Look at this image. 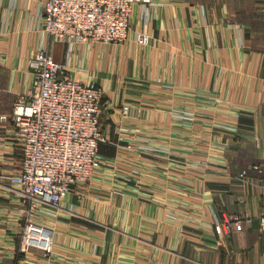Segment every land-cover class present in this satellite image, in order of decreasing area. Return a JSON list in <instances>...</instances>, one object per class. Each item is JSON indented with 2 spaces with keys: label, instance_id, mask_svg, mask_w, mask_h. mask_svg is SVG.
Masks as SVG:
<instances>
[{
  "label": "crops",
  "instance_id": "crops-1",
  "mask_svg": "<svg viewBox=\"0 0 264 264\" xmlns=\"http://www.w3.org/2000/svg\"><path fill=\"white\" fill-rule=\"evenodd\" d=\"M44 1L0 0L3 263L264 264V186L256 171L250 170L255 178L244 186L229 180L216 184L201 175V184H194L199 192H194L182 183H169L172 180H167L160 167L145 170L141 163V171L131 172L127 181L114 177V169L108 167L111 164L102 166L82 198L73 191L63 200L62 214L70 215H62L61 225H55L53 252L48 256L29 251L13 262L23 215L18 211L20 201L14 184L6 177L18 171L21 163L11 113L18 95L32 86L34 76L28 60L38 50L49 48L76 77L104 89L102 125L110 139L100 144V152L110 158L129 154L123 153V145H117L130 140V128L152 140L160 138L166 126L177 128L171 111L178 101L190 108L194 103L215 101V112L226 114L219 118L228 125H235L243 110L263 112L264 105V8L258 7V0H154L160 4L138 6L131 38L121 44L55 42L44 28ZM137 31L149 34L147 44L135 40ZM125 105L129 106L127 113L123 112ZM199 107L204 113L214 112L204 105ZM254 125L264 127V119L255 120ZM114 135L115 141L111 140ZM218 155L223 154L218 151ZM126 158L141 159L134 154ZM147 160L155 166L159 158L148 156ZM248 160L264 166V142ZM220 176H225L223 171ZM162 191L168 193L167 205H163ZM192 193L200 194L194 198L201 205L199 213L207 227H202L197 237L189 235L188 242L182 244L177 227L166 231L159 211L162 206L178 209L189 204ZM147 209L154 218L146 217ZM241 211H247L251 218L230 232L224 228L219 233L209 225L217 215L224 227L227 214ZM146 224L156 225H149L151 230Z\"/></svg>",
  "mask_w": 264,
  "mask_h": 264
},
{
  "label": "built area",
  "instance_id": "built-area-1",
  "mask_svg": "<svg viewBox=\"0 0 264 264\" xmlns=\"http://www.w3.org/2000/svg\"><path fill=\"white\" fill-rule=\"evenodd\" d=\"M138 2L151 0H45L44 28L54 41L122 40ZM28 65L32 86L18 95L11 113L21 154L11 182L32 208L58 207L72 185L91 177L99 165L103 96L93 83L73 76L49 48L38 50ZM51 237L43 225H32L23 242L50 251Z\"/></svg>",
  "mask_w": 264,
  "mask_h": 264
},
{
  "label": "rangeland",
  "instance_id": "rangeland-1",
  "mask_svg": "<svg viewBox=\"0 0 264 264\" xmlns=\"http://www.w3.org/2000/svg\"><path fill=\"white\" fill-rule=\"evenodd\" d=\"M258 2V7L264 8V0H258ZM152 3L160 4V2L154 0H151V2L147 4L143 2L136 3L133 6L130 17L131 23L127 36L122 40L110 43L121 44L128 41L131 38L132 21L138 6ZM201 5L202 7L206 8L205 4L200 3V6ZM149 39V34L144 31H137L135 33V40L140 44H147ZM61 63H63L67 70L72 74L68 64L64 62ZM72 75L75 76L74 74ZM76 78L80 79L78 77ZM93 84L101 90L103 96L101 113V130L103 138L100 140L98 145L100 162L93 175L88 179L74 183L68 194L74 191L79 198H82L84 189L86 190L90 183L94 181V178L100 171L99 169L102 166L110 164L111 165L108 167L114 169L112 170V173L114 172V177L126 181L130 179L131 172L137 173L138 171H141V166L139 163L142 164V167L145 170L152 169L153 167L155 169L160 167L162 170L161 173L165 175L167 180H169V178L172 180V182L169 183H173V185H179L182 183L189 186V188H191V190L194 192H199L197 189H194V184H201L202 181L198 180L200 179L199 177H201V175H203V178L206 175L210 181L212 180V182L216 184L222 183L221 180H229L239 181L240 184L244 186L248 183H251V181L253 182V178H255L249 174L250 170L256 171L257 180H259L260 185L264 186V166L261 164V162H253L251 164L248 163L250 162L248 159L250 157H255L256 152L260 150L261 144L264 142V127L261 125L259 128H255L254 125L255 120L260 121L264 119V105L262 108L263 112H259V110H257L260 108H257L256 112L243 110L242 112L238 113L240 117L238 116L239 119H235V125H228L219 118V115H222L223 113L217 112V114L215 112V101H209V104L204 102L203 104L194 103L192 108L185 107V105H182V103L178 101L177 105L171 111L172 119L175 121L177 128H174V126H166L165 128H162L161 137H155L154 140H152L149 135H144L142 132L138 133L136 128H130V133L132 134H130V140L126 143H118L117 145L118 147L123 145V153L129 154H120L118 156L114 155L110 158L100 152V144L103 141H108L110 139H107L108 136L104 132L102 125V115L105 111V105L103 101L105 92L101 86L95 83ZM199 105H204L210 109L209 111L214 112H209V114L207 112L204 113V111H200ZM128 111L129 106L125 105L123 107V112L127 113ZM228 119L232 120L233 118L232 116H229ZM120 131H122L121 128L118 129L119 134ZM171 132H173V134H170ZM217 136L220 138L217 139ZM111 137V140L115 141V135L114 137ZM142 138L143 141H140ZM218 142H221L220 144H222L220 147H218ZM218 151L223 155H218ZM130 154H134L137 159L141 157L139 160L140 162L126 158ZM148 156L159 158V160L155 162V166L150 163L151 160H147ZM123 170L127 172H122ZM222 171L225 176H220ZM123 173H127L128 175ZM11 176L12 174L6 175L10 182ZM173 176H175V178H172ZM138 183L143 182L139 181ZM161 183L164 182L161 181ZM197 188H199V186H197ZM191 195L193 197L191 198L192 201L189 202V204L180 205L178 209H171L168 206H162L161 210L159 211L161 219L165 221V226L167 225L166 231H173L174 228L177 227L176 230L179 233L178 241L182 244L184 242L185 244L188 242L187 239H189V235L197 237L201 233V228L207 227V225L204 224L205 221L201 218V213H199L201 210V205L196 202V198H194V195L200 196V194L192 193ZM17 197L20 201L18 211L23 215V218L22 229L20 230L18 246L16 248V256L13 262L17 263L19 259L23 258L22 255L29 251H42V253L49 256L53 252L54 248V235L57 229V226L55 225H61L59 224V221L62 215H70L69 213L62 214L61 205L64 199L58 207L37 204L34 206L35 208H32L29 199L23 195L21 196L19 193H17ZM161 197L163 198V205H167V203H169L168 193L162 191ZM148 210L149 209H147L146 217L150 216V218H154L151 213L148 215ZM216 214L217 213H215V215ZM250 218L251 217L247 211L230 213L225 216V226L221 227L220 225L222 222H220V219L216 215V221L213 224L210 223L209 225L219 233L225 231V229L226 231L230 232L236 227L241 226L244 221H247ZM32 225H43L49 230L52 235V247L50 251H45L42 248L31 244L26 245L25 241L23 242L28 226L30 227ZM149 225L153 226L156 224H146V228L152 230V227ZM163 230L164 228L162 225L161 232ZM190 241L193 240L190 239ZM164 245L168 246L167 243ZM0 262L1 264H4L2 259H0Z\"/></svg>",
  "mask_w": 264,
  "mask_h": 264
}]
</instances>
